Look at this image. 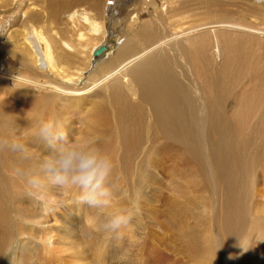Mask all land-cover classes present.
<instances>
[{
	"label": "bare ground",
	"instance_id": "1",
	"mask_svg": "<svg viewBox=\"0 0 264 264\" xmlns=\"http://www.w3.org/2000/svg\"><path fill=\"white\" fill-rule=\"evenodd\" d=\"M224 1L0 0V138L34 153L0 148V198L12 203L0 200V264H147L153 237L166 264H231L233 253L253 264L246 246L264 249V28L230 19ZM54 118L111 156L109 208L16 173L51 152L35 127ZM133 205L130 224L98 227Z\"/></svg>",
	"mask_w": 264,
	"mask_h": 264
},
{
	"label": "clouds",
	"instance_id": "2",
	"mask_svg": "<svg viewBox=\"0 0 264 264\" xmlns=\"http://www.w3.org/2000/svg\"><path fill=\"white\" fill-rule=\"evenodd\" d=\"M35 136L51 152L37 161L34 169H15L27 177L32 189L42 190L47 185L60 189H77L78 205L87 204L98 211L111 205L114 191L110 176L114 167L111 156L97 143L94 136L69 139L63 124L58 119L40 120L35 127ZM0 148L16 153L21 161H32V145L20 139L0 138ZM139 209L136 205L107 212L98 227L116 231L128 225Z\"/></svg>",
	"mask_w": 264,
	"mask_h": 264
},
{
	"label": "rangeland",
	"instance_id": "3",
	"mask_svg": "<svg viewBox=\"0 0 264 264\" xmlns=\"http://www.w3.org/2000/svg\"><path fill=\"white\" fill-rule=\"evenodd\" d=\"M239 3H241L242 5L239 4ZM222 5L224 6V10L228 13V16L230 17V19H232L235 22H238V23L243 22V23H247V24H250V25L253 24L256 27L259 26L260 22H261V24L263 22L261 20H263L262 13H264V10H263L264 9V5L263 6H255L256 9L254 10V12L251 11V9H253L254 6H252L247 1L229 0L227 2L224 1L222 3ZM259 9H260V11H259ZM246 11H248V12L246 13ZM258 13H260V14L258 15ZM239 16H240L241 19L239 18ZM258 16H260V17H258ZM249 17H251L252 20ZM248 19H250V21ZM253 20H257V21H255L257 23V25H255V22ZM261 24H260V26H262L264 28V22H263L262 25ZM117 179H119V176H117ZM196 179H198V178H196ZM2 199H4L5 201H9V199L5 198V195L3 196V198H0L1 201H2ZM8 204L12 206V203H10V201L8 202ZM8 210L10 211V209L7 208V211ZM7 216L8 215H6V221L3 223V226H2L3 227V231H4L2 233L3 234L2 238L10 237L11 233H13V229H10V227H12V222L11 221L14 220V219L8 218ZM6 232H7V234H6ZM170 233H171V230H170ZM170 233L167 232V234H166L167 236L166 235L163 236L167 243L169 242V240L171 238ZM4 235H7V236H4ZM152 239L155 240V237L150 239L146 249L143 252H141V260L143 259V260H146V262L148 261L147 264H164V263L166 264V262L169 260L168 259V257L170 256V254L168 255L169 252L165 253L163 247H158V248H157V246L155 247L154 244H156V241L152 242ZM252 242H249V244L246 246V249L248 251L247 253H249V256H250V258L252 260V263L253 264H262L263 263L264 264V249L263 250L260 249V251H259L258 250L259 246L258 247L255 246L254 243L252 244ZM11 244H12L11 246L14 248V243H11ZM128 248L130 249V247H128ZM4 252L5 251H2V254H0V260H9V258H10L8 256L9 253H5L4 254ZM235 255H236V252H235ZM230 259L231 260H228V261L232 264V262H233L232 259H234V253L231 255Z\"/></svg>",
	"mask_w": 264,
	"mask_h": 264
},
{
	"label": "water",
	"instance_id": "4",
	"mask_svg": "<svg viewBox=\"0 0 264 264\" xmlns=\"http://www.w3.org/2000/svg\"><path fill=\"white\" fill-rule=\"evenodd\" d=\"M105 51V47L104 46H100L99 48H97L94 52V56H100L102 53H104Z\"/></svg>",
	"mask_w": 264,
	"mask_h": 264
}]
</instances>
